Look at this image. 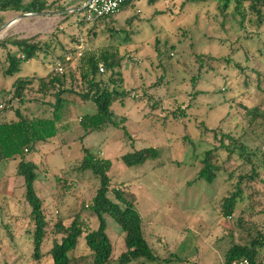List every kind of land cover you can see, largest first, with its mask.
I'll return each instance as SVG.
<instances>
[{"label":"rangeland","instance_id":"374dc122","mask_svg":"<svg viewBox=\"0 0 264 264\" xmlns=\"http://www.w3.org/2000/svg\"><path fill=\"white\" fill-rule=\"evenodd\" d=\"M85 1L48 0L46 14L21 17L5 27L22 13L0 11V40L35 36L56 46L55 51L23 61L14 75L4 72L6 53L14 48H0V103L6 106L0 119L14 118V108L22 107L13 98V83L21 77L35 79L25 95L29 103L22 109L30 115L42 114L40 102L54 101L56 89L47 80L41 84L39 78L51 69L56 73L59 62L68 85L80 90L81 59L87 53H113L121 61L115 71H120L130 91L123 102L115 100L111 105L119 125L89 133L80 118L95 113V103L66 101L57 136L27 154V160L38 165L35 188L48 220L39 262L32 257L33 223L24 179L16 174L18 160L0 162V264H52L48 251L61 239L54 229L57 221L69 226L80 217L90 229L97 228L90 205L99 180L79 168L84 148L112 160L109 196L114 199L112 189L120 188L135 201L156 254L165 258L176 253L185 259L145 264H224L233 244L248 243L264 231V134L258 129L251 132L244 109L264 107V22L255 23L256 0H230L225 10V0H133L97 25L80 23L85 19L81 8ZM258 7L264 13V5ZM76 37L84 39L82 48H77L79 41L74 51H64L62 45L74 47ZM111 75L108 71L103 76L109 80ZM42 86L45 95L37 91ZM219 126L246 145L249 159L239 155L240 149L228 157V151L220 148L223 169L209 183L198 175L203 153L220 145L212 131ZM146 147L158 149L160 158L134 167L121 162L122 154ZM253 169L259 177L249 186L243 182L250 198L238 202L237 212L224 218L223 198L233 191L240 175L249 176ZM105 218L116 260L128 251L125 232L112 216ZM84 236L72 264L93 262ZM260 259L264 264V247Z\"/></svg>","mask_w":264,"mask_h":264},{"label":"trees","instance_id":"16d2710c","mask_svg":"<svg viewBox=\"0 0 264 264\" xmlns=\"http://www.w3.org/2000/svg\"><path fill=\"white\" fill-rule=\"evenodd\" d=\"M149 1L153 2L154 0ZM229 2L230 0H225L222 6L223 10L228 7ZM129 4H133V0L128 2L124 7ZM261 4L264 5V0H256L252 3V8L257 14L255 22L257 25H261L264 22V13L258 7ZM49 5L48 0H30L28 2H25V0H0V11H13L22 14L43 12ZM113 16L103 17L95 20L93 23L87 24L97 25ZM81 22L84 21L80 20ZM78 42L79 39L76 37L74 47L66 49V46L62 45V49L64 51H74ZM9 46L13 47L14 50L6 53L5 62L8 64L4 71L6 75L19 73L23 61L40 57L41 52L47 53L50 49L53 51L56 50L54 44L46 40L37 39L35 36L23 38L15 36L0 40V48L7 49ZM63 55L64 53H61L59 58L63 57ZM198 57L202 58V55H198ZM225 60L230 62L229 59ZM120 62L113 53L108 52H102L99 55L91 53L83 55L80 65V78L82 82L80 90L73 86L72 83L68 85L69 78L66 76V73H59L58 71L55 73L54 69H51L46 76L39 78V82L43 85H45V80L51 83L56 89L54 92L55 100H42L40 103L43 104V113L37 115H30L22 109V107H25L24 104L28 102L25 97L26 92L35 79L32 77H21L13 83V98H17L22 104V107L14 108V118L10 120L0 119V162L12 159L18 160L16 174L22 176L24 179L25 198L30 206L29 216L33 223L32 257L36 262H39L44 255L42 245L47 234L48 220L44 212L43 201L37 194L35 188V181L38 179V165L27 160V154L35 150L40 143L47 142L57 136L61 110L66 101L76 102L78 98L81 101L91 99L95 103L96 112L86 114L80 118L81 126L86 133L103 129L108 124L118 126V120L115 118L114 112L111 109L112 102L115 100L123 102L130 93L124 86V79L120 71H115L120 65ZM100 63H103L106 71L101 72L99 70ZM108 71H111L112 74L109 80L104 79L103 76ZM45 88L44 86L38 87V93L45 95ZM71 95L72 98L69 97ZM11 106L12 104L10 108H12ZM46 107L51 108L46 110ZM244 109L251 132L258 129L264 134V107H260L259 105L252 107L244 106ZM2 111L3 109L0 110V113ZM122 120L124 121L125 118L122 117ZM218 129H221V127L212 129V131L214 132L215 138L219 137L220 145L203 153L202 167L198 175L199 179H204L209 183H213L219 171L223 169L218 161V151L220 148L228 151V157L237 149H240L241 152L239 155L249 159L248 155H246L247 147L239 138L225 133L222 129L218 131ZM83 137L84 135L81 136V138ZM84 149L85 155L81 159L79 168L82 171L92 172L99 180V187L90 205L91 209L97 215L98 226L95 229H90L88 224L80 219V217H76L69 226H66L61 221H57L54 229L56 233L61 234V239L59 241L55 240L52 248L48 251L52 258V264H72L75 259L74 253L78 249L80 238L84 233L85 244L93 256L92 264H113L115 260L113 257V244L107 233L106 215L112 216L125 232L124 242L128 251L118 256L115 264L185 261L184 258L176 253H172L171 257L165 258L156 254L145 236L143 218L135 201L129 198L120 188L112 189L114 199L109 196L111 190L109 171L113 165L112 160L90 152L86 148ZM160 156L161 152L158 149L146 147L124 153L121 155L120 160L127 167H134L143 165L148 161H157ZM258 177L259 171L256 169H253L249 176L240 175V180L235 184L233 191L223 198L221 212L224 218L232 217L237 212L238 202H243L244 199L250 198V195H246L247 193L243 182L248 185V182ZM1 209L0 211H2ZM263 247L264 231L261 230L248 243L233 244L226 253L224 264H229L234 259H240L242 257L248 258L249 264H261L260 251Z\"/></svg>","mask_w":264,"mask_h":264},{"label":"built area","instance_id":"2783aa9c","mask_svg":"<svg viewBox=\"0 0 264 264\" xmlns=\"http://www.w3.org/2000/svg\"><path fill=\"white\" fill-rule=\"evenodd\" d=\"M132 0H90L89 2H85L83 4V10H85V19H81L86 23H93L95 20L109 17L111 15L117 14L128 2ZM80 46L78 49L82 48L84 39L79 38ZM81 51L78 52V55L81 56ZM69 58H67L68 60ZM55 70L63 73V67L61 63H57ZM99 70L104 72L105 68L103 63L99 64ZM6 106L3 103H0V110L4 109ZM229 264H249V260L246 257H242L240 259H234Z\"/></svg>","mask_w":264,"mask_h":264},{"label":"water","instance_id":"95a60500","mask_svg":"<svg viewBox=\"0 0 264 264\" xmlns=\"http://www.w3.org/2000/svg\"><path fill=\"white\" fill-rule=\"evenodd\" d=\"M89 1L90 0H87V2H89ZM81 8H83V7H81ZM33 14L42 15V14H46V13H44V12H29V13H23L19 17H16V18L12 19L11 21H9L8 23H6L3 27H5L6 25H11L13 22L17 21L21 17L32 16Z\"/></svg>","mask_w":264,"mask_h":264},{"label":"crops","instance_id":"0c3cea01","mask_svg":"<svg viewBox=\"0 0 264 264\" xmlns=\"http://www.w3.org/2000/svg\"><path fill=\"white\" fill-rule=\"evenodd\" d=\"M125 8V7H124ZM115 18V17H114Z\"/></svg>","mask_w":264,"mask_h":264}]
</instances>
